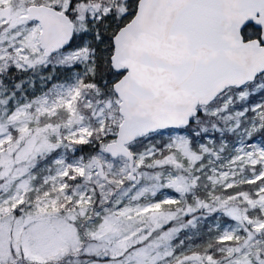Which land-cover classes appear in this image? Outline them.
Here are the masks:
<instances>
[{
  "label": "snow or ice",
  "instance_id": "1",
  "mask_svg": "<svg viewBox=\"0 0 264 264\" xmlns=\"http://www.w3.org/2000/svg\"><path fill=\"white\" fill-rule=\"evenodd\" d=\"M0 264H264V0H0Z\"/></svg>",
  "mask_w": 264,
  "mask_h": 264
}]
</instances>
